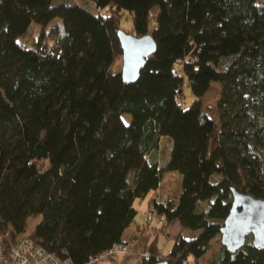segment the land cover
<instances>
[{"label": "trees", "instance_id": "16d2710c", "mask_svg": "<svg viewBox=\"0 0 264 264\" xmlns=\"http://www.w3.org/2000/svg\"><path fill=\"white\" fill-rule=\"evenodd\" d=\"M91 1L105 12L73 0H0L5 242L29 235L75 264L119 241L138 252L116 264H264L252 234L236 251L220 239L232 187L264 197V0ZM123 10L136 34L157 42L134 83L121 73ZM34 22L49 29L30 43ZM214 81L216 117L203 102ZM163 135L173 141L165 164L153 156ZM165 169L183 173L175 196L159 190ZM139 200L165 221L137 223L125 238ZM31 215L41 217L26 232ZM177 221L200 232L175 233L165 253L159 235ZM214 237L217 251L201 261Z\"/></svg>", "mask_w": 264, "mask_h": 264}, {"label": "water", "instance_id": "95a60500", "mask_svg": "<svg viewBox=\"0 0 264 264\" xmlns=\"http://www.w3.org/2000/svg\"><path fill=\"white\" fill-rule=\"evenodd\" d=\"M118 37L123 49L122 77L126 82L134 83L139 79L149 56L156 51L157 42L151 33L133 34L122 28L118 29ZM231 190L232 206L221 227V242L228 250L236 251L245 245L248 235L252 234L253 243L264 248V197L254 196L236 187Z\"/></svg>", "mask_w": 264, "mask_h": 264}, {"label": "rangeland", "instance_id": "374dc122", "mask_svg": "<svg viewBox=\"0 0 264 264\" xmlns=\"http://www.w3.org/2000/svg\"><path fill=\"white\" fill-rule=\"evenodd\" d=\"M74 2H80L85 5L88 9L91 11L97 13L98 11L105 12L104 10H101L98 8L93 1L89 0H73ZM123 15L120 18L119 26L120 28L124 29L127 32L136 34V30L133 27V19L131 14L127 10L122 11ZM57 19H61L58 17ZM48 26L44 27L43 24L34 22L31 26V35H28L27 40L31 43L33 42V38L35 36L40 35L43 31H48ZM22 36H19V39H21ZM122 67V63H121ZM222 85L219 81L212 82L211 88L205 93L203 96V102L205 110L208 112V114L212 117L217 116V104L220 98ZM194 99V94L192 92V89L190 85L188 84V81H186L183 85V100L184 105L188 106L190 102ZM131 117V114L126 112L124 113V119L126 121H129ZM173 146V141L170 136L163 135L160 140L159 146L154 150L153 156H156L159 158L161 162L164 164L167 163L169 160V157L171 155V150ZM219 174L215 173L212 176L213 180L218 179ZM182 179H183V173L180 170L177 169H165L162 179H161V185L159 187V190L161 193L165 196H175L181 192L182 189ZM146 200H139L137 201L136 205L138 206L139 212L136 216V221L128 228V230L124 233V237L128 238L133 230L135 228V225L137 223H140L143 225L144 223V211L147 209L148 206L145 207ZM41 215H31L28 218V222L26 225V232H30L32 228L35 226V224L40 220ZM200 232V229L194 230L192 228L186 227L181 225L178 221L175 222L165 233H160L158 238V244L159 247L162 249L163 252H168L173 243H174V237L173 235L175 233H181L185 237H194ZM218 242L217 237H214L211 241V246L208 249V251L200 258L201 261H204L210 257H212L215 254V251L218 249ZM189 264H195L193 261V258L190 259Z\"/></svg>", "mask_w": 264, "mask_h": 264}, {"label": "built area", "instance_id": "2783aa9c", "mask_svg": "<svg viewBox=\"0 0 264 264\" xmlns=\"http://www.w3.org/2000/svg\"><path fill=\"white\" fill-rule=\"evenodd\" d=\"M144 223L153 226L162 225L165 216L158 213L154 205L144 211ZM138 249L133 242L119 241L107 249L91 256L83 264H116L125 255L136 254ZM150 250L139 252V257H148ZM0 264H75L68 256H59L35 242L29 235L18 236L15 240L5 242L0 233Z\"/></svg>", "mask_w": 264, "mask_h": 264}, {"label": "crops", "instance_id": "0c3cea01", "mask_svg": "<svg viewBox=\"0 0 264 264\" xmlns=\"http://www.w3.org/2000/svg\"><path fill=\"white\" fill-rule=\"evenodd\" d=\"M147 205L145 204V207H146Z\"/></svg>", "mask_w": 264, "mask_h": 264}]
</instances>
